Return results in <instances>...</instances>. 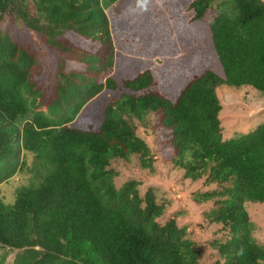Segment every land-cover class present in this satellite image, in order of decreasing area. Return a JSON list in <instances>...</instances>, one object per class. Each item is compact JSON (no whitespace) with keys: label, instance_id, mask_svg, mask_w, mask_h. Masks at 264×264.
Here are the masks:
<instances>
[{"label":"trees","instance_id":"obj_1","mask_svg":"<svg viewBox=\"0 0 264 264\" xmlns=\"http://www.w3.org/2000/svg\"><path fill=\"white\" fill-rule=\"evenodd\" d=\"M17 25L34 38L14 39ZM222 85L264 96L263 0H0V184L27 168L24 152L34 164L0 197V264H200L185 229L158 222L152 188L115 184L114 163H152L132 123L148 115L165 158L216 185L195 201L213 202L223 264H264L244 207L264 202V121L224 138ZM103 91L98 126H71Z\"/></svg>","mask_w":264,"mask_h":264},{"label":"rangeland","instance_id":"obj_2","mask_svg":"<svg viewBox=\"0 0 264 264\" xmlns=\"http://www.w3.org/2000/svg\"><path fill=\"white\" fill-rule=\"evenodd\" d=\"M123 2L120 4L123 6L117 4L113 6V9L120 11L124 7ZM151 4L154 7L161 3L152 2ZM162 10L163 7L157 14L165 13L166 9ZM10 32L17 40L34 38V34L19 25L13 26ZM216 93L221 103L219 118L224 138L233 137L237 133L250 132L264 121V96L259 91L246 86L234 88L222 85L216 89ZM113 95L111 91L100 93L82 109L71 126L76 128L98 126L102 110ZM132 123L137 135L148 145L152 163L149 167L143 168L136 157H132L127 163H114L113 166L119 172L115 178V184L119 186L132 177L139 181L138 188L141 195L147 188H152L156 194V201L164 206L161 216L157 219L158 222L164 224L174 218L177 224L185 229L186 237L200 249V264H223V259L211 245L215 241L223 242L227 238L220 224L211 223L207 218V214L214 213L213 202L211 200L200 203L195 201L196 197L212 191L216 185L206 182V173L198 179L188 177L183 168L165 158L160 151V129L153 115H148L145 121L133 120ZM24 155L27 168L0 184V197L5 203H11L14 200V192L18 186L28 184L32 180L33 172L30 169L34 165L33 154L24 152ZM244 207L253 224V240L264 245V202L247 201ZM12 259L13 253H9L4 264H11Z\"/></svg>","mask_w":264,"mask_h":264},{"label":"clouds","instance_id":"obj_3","mask_svg":"<svg viewBox=\"0 0 264 264\" xmlns=\"http://www.w3.org/2000/svg\"><path fill=\"white\" fill-rule=\"evenodd\" d=\"M138 3L143 8H146L147 6V0H138Z\"/></svg>","mask_w":264,"mask_h":264}]
</instances>
